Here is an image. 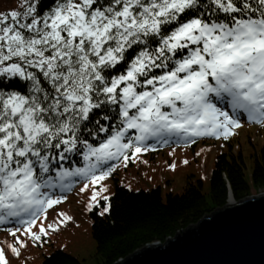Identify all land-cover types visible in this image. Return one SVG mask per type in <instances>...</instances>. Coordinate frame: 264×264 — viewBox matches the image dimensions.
<instances>
[{
  "label": "snow or ice",
  "instance_id": "1",
  "mask_svg": "<svg viewBox=\"0 0 264 264\" xmlns=\"http://www.w3.org/2000/svg\"><path fill=\"white\" fill-rule=\"evenodd\" d=\"M238 110L264 123V0H19L0 11V225H17L4 229L0 264L73 220L45 223L74 178L90 192L85 209L104 201V215L118 166L173 137L227 140Z\"/></svg>",
  "mask_w": 264,
  "mask_h": 264
},
{
  "label": "trees",
  "instance_id": "2",
  "mask_svg": "<svg viewBox=\"0 0 264 264\" xmlns=\"http://www.w3.org/2000/svg\"><path fill=\"white\" fill-rule=\"evenodd\" d=\"M240 127L246 131L243 141L240 133H237L227 140L222 137L200 138L184 146L192 150V157L187 162V170L180 166L174 173L184 172L183 181L179 185L175 181L170 182L165 191L160 186L133 189L123 184L118 173L113 172L107 183L109 212L100 215L105 203L100 201L99 206L84 213L88 218L87 244L77 242L83 240L76 238L78 228L71 221L69 227L70 222L58 230L59 233L66 231V247L59 245V239H52L48 235L39 245L29 241V245L22 249L21 256L13 257L11 264H28L32 257L36 258L35 264H88V260L92 259L95 264L123 262L146 245L154 242L164 244L223 208L230 192L236 201H242L253 190L264 189V134L261 138L253 135V132L264 130V124L243 121ZM171 142L187 141L173 137ZM203 147L215 151L211 158V172L205 179L191 170L198 167L199 150ZM129 164H133V161ZM74 180L77 182L73 183L72 188L80 184L78 178ZM59 191L57 189V194ZM69 193L65 191L64 195ZM12 226L17 225H0V233Z\"/></svg>",
  "mask_w": 264,
  "mask_h": 264
},
{
  "label": "water",
  "instance_id": "3",
  "mask_svg": "<svg viewBox=\"0 0 264 264\" xmlns=\"http://www.w3.org/2000/svg\"><path fill=\"white\" fill-rule=\"evenodd\" d=\"M115 264H264V192L235 201Z\"/></svg>",
  "mask_w": 264,
  "mask_h": 264
},
{
  "label": "rangeland",
  "instance_id": "4",
  "mask_svg": "<svg viewBox=\"0 0 264 264\" xmlns=\"http://www.w3.org/2000/svg\"><path fill=\"white\" fill-rule=\"evenodd\" d=\"M18 2L19 0H0V11L10 10L11 8L16 7ZM244 132H246L245 129L240 130L239 132L240 137H242V141L244 140L245 137ZM263 134H264V130H260L259 132H255V133L253 132V135H255L258 138H261ZM199 153H200V158L203 159L206 158L205 148L201 149ZM213 153H215V151L207 156L206 162L204 160H200V163H203L201 166H198L197 168H193L191 170L199 174L201 178H206L207 175L211 172L212 166L210 162H211V158H213ZM191 157H192L191 149L184 148L181 145L172 144L154 153L148 152L145 156L140 155L139 159H134V162L136 163L135 165H129L128 163L127 165L128 170L122 166V169L117 168V170H114V172L118 173V176L120 180L123 182V184L130 186L133 189H140V188L149 189V188H154L156 186H161L165 191L170 186V182L172 181H175V183L178 185L182 183L183 179L181 178L185 173L182 172V173H178L177 175H174V169L176 165L181 164L182 160L189 161V158ZM248 162L250 163V161ZM171 165H175V167L173 168L171 167ZM247 165L250 167L249 164ZM178 169L176 170V172L178 171ZM248 175H250L249 171H248ZM105 183L106 184L108 183V179L105 181ZM81 186H82V182H80V184H78L77 186H75L70 190V193L66 195L67 199L63 201L61 205L56 207L54 206L52 210H49L48 218L47 221H45V223L47 224L53 222V220L56 219L57 212H66L68 215H71L73 217L72 221L75 223V225L78 228L77 229L78 231H76V235H77L76 238H78V240H83L77 242H84L87 244L89 240L87 241L86 231L88 227L86 226V220L88 218H86L84 213L87 212V210L85 209V204L87 198L90 196V192L79 194L78 189ZM173 188L176 187L174 186ZM253 192H264V189L253 190L252 193ZM230 202H232V200L229 201V197H228L227 203ZM71 223L72 222L70 221V223L67 226L69 227ZM49 237H51L52 239H59V243H60L59 245L62 247H66L68 241L66 237V231H62L60 233L58 232V230L56 232L49 231ZM11 239L12 238L10 236H6V234L0 235V241L7 240L10 242ZM83 250L86 251L85 248ZM35 259H36L35 257H32V260L31 261L29 260L28 264H35ZM87 263L95 264L93 259L88 260Z\"/></svg>",
  "mask_w": 264,
  "mask_h": 264
}]
</instances>
